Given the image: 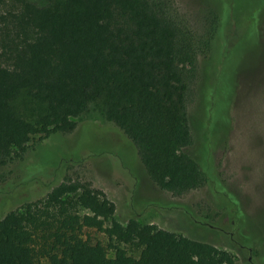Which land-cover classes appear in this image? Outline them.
Returning <instances> with one entry per match:
<instances>
[{"label":"trees","instance_id":"1","mask_svg":"<svg viewBox=\"0 0 264 264\" xmlns=\"http://www.w3.org/2000/svg\"><path fill=\"white\" fill-rule=\"evenodd\" d=\"M7 3L0 10L1 166L23 159L36 135L72 132L74 118L97 104L126 136L131 161L123 159L122 171L135 185L131 167L140 161L166 191L183 194L208 184L221 200L228 198L231 191L217 175L212 150L220 143L214 138H227L231 97L238 75L248 69L225 81L218 45L235 38L264 44V0H215L206 38L189 28L172 0H0V6ZM238 28L245 29L240 37ZM200 55L207 58L203 63ZM206 73L215 75L216 85L199 108L205 121L196 127L211 144L207 167L201 168L187 150L193 142L188 106L194 85H201L200 102L208 91ZM222 94L229 123L221 134L216 124L222 118L209 120L208 111ZM39 181L20 183L16 188L27 192L12 201L18 207L6 213L1 208L0 264L235 263L225 249L137 217L122 224L115 219L114 201L89 182ZM233 203L238 222L243 212L239 201ZM86 227L116 242L110 244L112 257L104 245L83 237Z\"/></svg>","mask_w":264,"mask_h":264},{"label":"rangeland","instance_id":"2","mask_svg":"<svg viewBox=\"0 0 264 264\" xmlns=\"http://www.w3.org/2000/svg\"><path fill=\"white\" fill-rule=\"evenodd\" d=\"M172 1L198 37L209 36L216 11L215 0ZM7 8L8 3L0 6V10ZM244 31L238 28L236 36L240 37ZM260 34L264 43V20ZM235 39L231 44L219 40L218 56L224 66L225 81L227 76L235 79L240 69L248 70L238 75L236 95L231 97L233 105L227 138L224 141L223 138H214L220 143L212 150L217 175L231 191L228 198L225 196L221 200L208 184L183 194L166 191L149 178L140 161L131 167L137 179L135 185L122 171L127 166L123 159L131 161L128 159L129 150L125 148L124 132L104 116L97 104H91L86 112L74 118L76 126L72 132L56 133L46 138L36 135L30 140L23 159L0 165V216L18 207L14 200L25 196L27 187L16 188L20 183L33 178L40 179V183H53L67 177L89 182L104 191L116 204L115 219L122 224L137 217L142 223L154 224L225 249L233 255L234 264H264V44L251 46L244 40ZM204 59L207 58L200 55V63ZM205 78L209 89L204 91L202 101L199 96L201 85H194L188 106L193 122V142L187 150L201 168L207 167L211 144L206 133L197 127L205 121L202 110L209 99L210 87L213 82L216 85L215 75L212 78L206 73ZM220 96L211 104L207 116L215 121L222 118L216 124L222 134L229 123V109L223 105L226 96ZM12 190L13 193L6 195ZM2 191L6 193L1 194ZM10 195L12 197L8 198ZM233 200L239 201L243 212L238 222ZM161 204H173L174 209H162L159 206H167ZM83 237L92 244L104 245L108 255H114L110 244L116 242L107 232L86 227ZM124 246L129 253L138 255L139 252L129 245Z\"/></svg>","mask_w":264,"mask_h":264}]
</instances>
